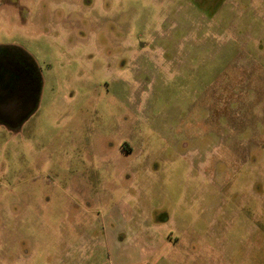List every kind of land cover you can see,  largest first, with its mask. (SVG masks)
Listing matches in <instances>:
<instances>
[{
    "label": "rangeland",
    "instance_id": "374dc122",
    "mask_svg": "<svg viewBox=\"0 0 264 264\" xmlns=\"http://www.w3.org/2000/svg\"><path fill=\"white\" fill-rule=\"evenodd\" d=\"M0 46V264H264V0H0Z\"/></svg>",
    "mask_w": 264,
    "mask_h": 264
},
{
    "label": "flooded vegetation",
    "instance_id": "af4514ba",
    "mask_svg": "<svg viewBox=\"0 0 264 264\" xmlns=\"http://www.w3.org/2000/svg\"><path fill=\"white\" fill-rule=\"evenodd\" d=\"M40 90L41 76L33 59L17 47L0 46V111L21 117L20 126L35 110Z\"/></svg>",
    "mask_w": 264,
    "mask_h": 264
},
{
    "label": "water",
    "instance_id": "95a60500",
    "mask_svg": "<svg viewBox=\"0 0 264 264\" xmlns=\"http://www.w3.org/2000/svg\"><path fill=\"white\" fill-rule=\"evenodd\" d=\"M0 122L14 127L18 122H21V117L18 118L15 114L3 113L0 111Z\"/></svg>",
    "mask_w": 264,
    "mask_h": 264
},
{
    "label": "crops",
    "instance_id": "0c3cea01",
    "mask_svg": "<svg viewBox=\"0 0 264 264\" xmlns=\"http://www.w3.org/2000/svg\"><path fill=\"white\" fill-rule=\"evenodd\" d=\"M210 159H211V156H210L209 160H210ZM209 160L206 159V158H203L201 162H202V163H205V162H207V161H209ZM204 174H205V173H204Z\"/></svg>",
    "mask_w": 264,
    "mask_h": 264
}]
</instances>
